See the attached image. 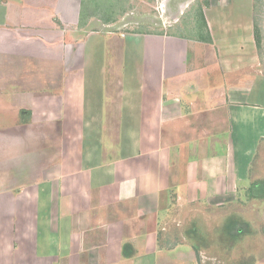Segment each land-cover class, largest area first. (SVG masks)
<instances>
[{
    "label": "crops",
    "instance_id": "1",
    "mask_svg": "<svg viewBox=\"0 0 264 264\" xmlns=\"http://www.w3.org/2000/svg\"><path fill=\"white\" fill-rule=\"evenodd\" d=\"M89 1L0 0V43L38 45V63L67 68L50 91L71 110L64 124L81 128L75 148L62 152L71 162L40 168L12 190L11 168L25 162L27 139L2 127L0 264H157L174 195L177 205L233 202L264 143L255 0H207L196 39L163 21L157 32L125 33L123 17L108 18ZM116 24L119 32L108 30ZM0 89L3 103L19 101L13 85ZM108 109L118 110L112 123L137 126L113 146L101 132Z\"/></svg>",
    "mask_w": 264,
    "mask_h": 264
},
{
    "label": "rangeland",
    "instance_id": "2",
    "mask_svg": "<svg viewBox=\"0 0 264 264\" xmlns=\"http://www.w3.org/2000/svg\"><path fill=\"white\" fill-rule=\"evenodd\" d=\"M96 2L100 5V14L105 7L108 18H124L126 28L116 24L109 31L119 32L120 28L129 34L153 33L159 31L163 21L167 31L174 33L173 30H176L177 34L189 39L204 34L203 31L198 33L202 28L199 11L207 0H175L170 11L167 9L170 0ZM89 3L98 11L95 0ZM183 3H186V7L179 14L178 6ZM160 4L164 5L163 12L160 11ZM255 21L264 65V0H255ZM25 54L29 58L26 62L23 58ZM77 63L76 60V66ZM41 64L38 63V45H24L11 38L7 43H0V87L13 85L20 92L14 94L20 97L19 101L10 106L3 103L5 99H1L3 92H0V133L2 127L11 126V136L14 135L17 140L19 131L22 133L24 130L27 139L26 149L21 151L26 153L25 162L15 165L12 161L16 166L11 168L12 190L13 184L26 177L27 181L35 180L40 168L56 161L64 165L71 162L72 157L62 156V152L75 148L71 139L74 137L78 140L81 134V128L70 120L64 124L62 118L69 115L71 110L62 109L60 96L50 91H56L63 83L67 68L50 61ZM107 68L109 74V60ZM211 70L214 72L215 68ZM117 112L115 109L107 110L108 123L101 130L106 145L113 146L123 130H135L137 127L112 123ZM75 117L78 119L77 115ZM18 124L22 127L19 125L21 128H15ZM146 127L145 132L148 131ZM21 137L24 138V135ZM13 139L12 143L16 144L18 140L15 142ZM16 158L22 160L23 156ZM31 167L32 170L28 171ZM22 170H27L28 174ZM235 191L236 197L231 203L186 199L177 205L174 195L169 215L161 220L165 231L159 230L162 235H158L156 247L165 251L158 255L157 264H264V143L258 148L248 181L240 184Z\"/></svg>",
    "mask_w": 264,
    "mask_h": 264
},
{
    "label": "trees",
    "instance_id": "3",
    "mask_svg": "<svg viewBox=\"0 0 264 264\" xmlns=\"http://www.w3.org/2000/svg\"><path fill=\"white\" fill-rule=\"evenodd\" d=\"M254 36H255L256 46H257V48L259 50L260 47H261V43H260V37H259V34H258V31H257L256 27H254Z\"/></svg>",
    "mask_w": 264,
    "mask_h": 264
},
{
    "label": "built area",
    "instance_id": "4",
    "mask_svg": "<svg viewBox=\"0 0 264 264\" xmlns=\"http://www.w3.org/2000/svg\"><path fill=\"white\" fill-rule=\"evenodd\" d=\"M159 8H160V11L163 12L164 5L160 4Z\"/></svg>",
    "mask_w": 264,
    "mask_h": 264
}]
</instances>
